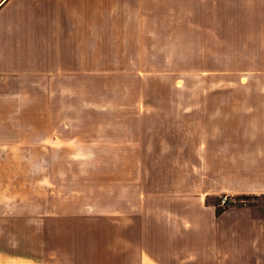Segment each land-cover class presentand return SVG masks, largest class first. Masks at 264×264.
I'll return each instance as SVG.
<instances>
[{
	"label": "crops",
	"instance_id": "obj_1",
	"mask_svg": "<svg viewBox=\"0 0 264 264\" xmlns=\"http://www.w3.org/2000/svg\"><path fill=\"white\" fill-rule=\"evenodd\" d=\"M98 76L137 100H86ZM78 215L109 222L108 245L82 234L101 264H264V0H0V237ZM28 252L0 264H43Z\"/></svg>",
	"mask_w": 264,
	"mask_h": 264
},
{
	"label": "rangeland",
	"instance_id": "obj_2",
	"mask_svg": "<svg viewBox=\"0 0 264 264\" xmlns=\"http://www.w3.org/2000/svg\"><path fill=\"white\" fill-rule=\"evenodd\" d=\"M108 63V62H107ZM105 67V66H104ZM125 79V78H124ZM124 79L117 77H108V76H98V77H85L81 78V90L84 92L83 96L86 100L88 98L96 97L99 98V101L108 102L111 94L112 102L114 104H122L126 101L133 102L137 100V90H138V82L135 78H128L130 81H124ZM194 80L202 81L201 84L205 83L206 77L194 78ZM130 82V83H129ZM158 84V79L156 76L150 77V81H148L147 86L150 88L147 89L146 96L153 100H156L157 89L156 86ZM170 83H163L162 87H168ZM129 86V91L127 93H121L123 87ZM202 96V95H201ZM114 109L112 112L108 113H99L97 116H125V114L116 113ZM77 112V111H76ZM81 115L80 109L78 110ZM75 115H77L75 113ZM83 116H90L91 113H83ZM83 128L85 130V134H93L92 128L93 125L90 126H73L74 128V137L78 135V129ZM90 136V135H89ZM72 158H70L71 160ZM59 166L67 165L68 158H58ZM70 162V161H69ZM73 164H72V163ZM70 168L67 170L68 172L64 173V177L60 178L64 179L67 183H77L81 184V169L77 167L78 160H71ZM63 163V164H62ZM61 172V167L59 169ZM67 191H71L70 189H66ZM65 191V190H64ZM66 192V191H65ZM81 192V191H80ZM251 198H247L244 201L248 202ZM28 209H25V206L22 212L34 211L30 206H26ZM63 208V209H62ZM58 209L59 212H67L70 214L76 213L80 214L81 212V199H73L70 198L67 200L62 206L59 203V206L55 207V210ZM98 226L90 227V223L81 222V215L78 216H70L69 218L65 217L59 220H53L51 222H47L46 224V236L42 235H34L27 237H0V245H4L5 248L12 247V241L16 240V249L19 247L22 251L29 250L32 254L41 255L42 259L39 258L37 263L43 264H101L105 260L102 258H95V254L93 253L94 236H83V233L91 232L88 228H101L99 235V243L98 245H108L109 244V231L110 226L108 221H103L101 223H97ZM87 228V230H86ZM19 240V242H18ZM85 243V245H84ZM92 247L89 248V244ZM46 250V252H45ZM25 253V252H24ZM23 253V254H24ZM8 257V256H7ZM41 259V260H40ZM96 259V260H95ZM22 264H28L25 261V258L22 260Z\"/></svg>",
	"mask_w": 264,
	"mask_h": 264
},
{
	"label": "built area",
	"instance_id": "obj_3",
	"mask_svg": "<svg viewBox=\"0 0 264 264\" xmlns=\"http://www.w3.org/2000/svg\"><path fill=\"white\" fill-rule=\"evenodd\" d=\"M233 198L227 194H224L222 196H220L219 201H218V205L222 206V207H226L229 206V204L231 202H233Z\"/></svg>",
	"mask_w": 264,
	"mask_h": 264
},
{
	"label": "trees",
	"instance_id": "obj_4",
	"mask_svg": "<svg viewBox=\"0 0 264 264\" xmlns=\"http://www.w3.org/2000/svg\"><path fill=\"white\" fill-rule=\"evenodd\" d=\"M247 198H249V197H247V196H244V197H241L240 199H243V200H245V199H247ZM235 201H236V199H235ZM235 201L231 202L229 205L233 204Z\"/></svg>",
	"mask_w": 264,
	"mask_h": 264
}]
</instances>
